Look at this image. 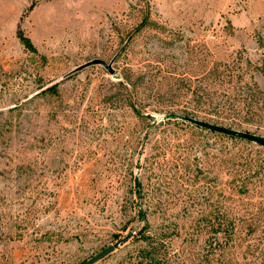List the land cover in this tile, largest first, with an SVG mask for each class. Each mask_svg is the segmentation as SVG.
<instances>
[{"label": "rangeland", "instance_id": "obj_1", "mask_svg": "<svg viewBox=\"0 0 264 264\" xmlns=\"http://www.w3.org/2000/svg\"><path fill=\"white\" fill-rule=\"evenodd\" d=\"M136 4L0 0V264H82L123 238L135 177L146 182L156 141L181 128L152 119L204 113L194 91L214 62L257 83L264 99V0H150L155 23L137 32L147 0L136 7L143 16ZM239 120L237 129L264 136V109ZM131 245L94 264H118Z\"/></svg>", "mask_w": 264, "mask_h": 264}, {"label": "trees", "instance_id": "obj_2", "mask_svg": "<svg viewBox=\"0 0 264 264\" xmlns=\"http://www.w3.org/2000/svg\"><path fill=\"white\" fill-rule=\"evenodd\" d=\"M141 1L131 11L143 16L146 10L136 8ZM146 9L136 32L155 23L150 0ZM17 36L25 49L36 51L28 36L20 31ZM263 37L257 39L260 46ZM124 78L115 83L117 89L127 88ZM200 78L194 95L203 99L204 113L183 109L150 123H177L181 128H167L156 141L155 152L145 159L146 182L134 179V211L123 226L126 235L119 239L132 245L118 264H264V147L192 121L237 129L244 111L264 109L262 90L255 82H242L221 61ZM55 92V85L42 90ZM116 93L114 89L109 97ZM201 132L212 135L210 147L196 137ZM143 137L146 142L149 134ZM141 166L138 158L134 167Z\"/></svg>", "mask_w": 264, "mask_h": 264}, {"label": "water", "instance_id": "obj_3", "mask_svg": "<svg viewBox=\"0 0 264 264\" xmlns=\"http://www.w3.org/2000/svg\"><path fill=\"white\" fill-rule=\"evenodd\" d=\"M93 63L94 64H101L110 72V74L114 73V70H113V68H111V65L107 64L102 59H95L94 61H91L88 64H93ZM192 121L197 122L201 126L206 127L210 130H214L216 132H220L222 134L229 135V136H234L236 138L244 139V140L253 142L255 144H258V145L264 147V136H260V135H257V134H254V133H251L248 131L229 128L226 126H221V125H217V124H213V123L196 121L195 119H192ZM120 243H121L120 240L116 241L115 243L107 246L106 248H104L103 250H101L100 252H98L97 254H95L94 256L89 258L88 260L84 261L82 264H94V263L100 261L101 259L106 257L108 254L113 252L117 248V246H119Z\"/></svg>", "mask_w": 264, "mask_h": 264}]
</instances>
